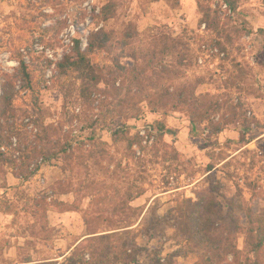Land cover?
<instances>
[{
  "label": "rangeland",
  "instance_id": "obj_1",
  "mask_svg": "<svg viewBox=\"0 0 264 264\" xmlns=\"http://www.w3.org/2000/svg\"><path fill=\"white\" fill-rule=\"evenodd\" d=\"M108 3L112 16L101 21ZM200 4L209 8L210 29L199 22ZM99 27L110 34L90 56L101 82L82 99L75 75H62L57 64L74 38L85 47ZM185 30L193 31L190 65L156 55L160 31L187 37ZM19 53L32 88L17 84L15 106L30 117L16 123L30 141L36 121L54 126L71 149L27 180L6 168L0 264H80L68 258L87 233L85 218L99 216L102 229L124 217L127 204L141 212L130 230L119 232L134 246L136 264L199 262L207 250L190 243L191 214L211 221L204 236L224 248L229 241L244 245L245 202L253 200L264 225V0H236L235 9L225 0H0V71L12 74ZM158 120L175 133L158 135ZM244 120L259 125L245 132ZM120 126L129 136L138 133L141 145L131 151L126 141H114L111 132ZM129 192L137 197L129 201ZM206 202L210 210L199 215L197 204ZM221 264H234L232 256Z\"/></svg>",
  "mask_w": 264,
  "mask_h": 264
},
{
  "label": "trees",
  "instance_id": "obj_2",
  "mask_svg": "<svg viewBox=\"0 0 264 264\" xmlns=\"http://www.w3.org/2000/svg\"><path fill=\"white\" fill-rule=\"evenodd\" d=\"M225 1L226 5H229L231 9L236 8V0ZM111 8L112 4L109 3L102 8L100 11V14H102L101 21H106L112 16ZM199 8L202 13L199 22L204 23L206 29H210L213 22L209 8L201 4ZM185 32L187 37L184 35H168L160 31V35L156 36L155 39L156 55H170L175 57L180 64H184L183 61H186L184 65H190L193 56L190 55L191 38L187 34L193 33V31L185 30ZM109 37L110 34L103 27H99L98 29L90 30L85 47H83L81 38H74L70 52L64 54L62 60L57 64L62 75L69 73L75 75L74 78L79 83L76 87V94L79 98L89 99L98 90L101 78L90 56L96 50L105 48ZM214 41V44L221 50L226 49L221 40ZM200 57L197 55L196 59L199 61ZM16 61L18 65L12 74L0 71V183L5 180L6 168L8 167H14L15 173L21 175L22 179L27 180V178L37 173L42 164L49 163L60 155H65L71 149V143L68 142L67 136H64L63 139L55 137L59 131L54 126H48L42 121H36L37 130L34 134V140L30 141V134L24 125L18 126L16 123V119L19 116L30 117L29 111L26 110L20 115L18 108L15 106L18 94L17 84L19 82L22 89L32 88V76L27 60L23 54L19 53L16 56ZM202 79V77H198L197 84H201ZM72 91H74V88L68 89V94ZM167 98V91L161 92L159 101L162 105L168 103ZM196 102L199 103V106L203 105L199 99H196ZM196 115L200 117L201 121L205 119L202 109L198 110ZM241 125L246 132L258 127L259 122L255 120L250 125L249 121L244 120ZM154 127L160 136L166 133H175L174 130L166 127L159 120ZM212 128L214 133L221 131L218 124H214ZM128 133L130 131L126 126H120L115 128L111 135L114 141H126L128 149L132 151L134 145H141L142 138L138 133L132 136H129ZM15 152L18 153V156H15ZM33 160L36 163L32 169H29ZM144 182L145 179L143 180ZM142 192L143 189L140 188L137 196ZM128 194L129 201L137 197L131 195V192ZM252 201L245 202L242 206L246 217V227L243 231L244 245L242 248H239L236 243L231 241H229L228 247L224 248L219 244L218 239L205 237L204 233L211 229V221L208 219L201 221V218L196 220L194 214L190 215L193 219L189 218L188 220L190 221L186 224L190 243L192 242L195 246H200L207 250V254L194 264H221L227 260L229 255L232 256L234 264H264V225L255 215ZM211 205L212 202L197 204L198 214L205 216V212L210 210L208 207ZM125 212L126 215L124 217L119 220L109 221L108 226L102 229L99 228V225L103 223L99 216L85 218L84 223L87 233L73 243L72 255L68 260L77 259V263L80 264H136L138 258L134 246L131 242L124 240L119 232L130 230V227L134 225L135 219L140 216L141 212L138 208H133L129 204H127ZM29 261L31 260L27 259L24 262Z\"/></svg>",
  "mask_w": 264,
  "mask_h": 264
},
{
  "label": "built area",
  "instance_id": "obj_3",
  "mask_svg": "<svg viewBox=\"0 0 264 264\" xmlns=\"http://www.w3.org/2000/svg\"><path fill=\"white\" fill-rule=\"evenodd\" d=\"M201 58H203V57H200V58H199V61H200V62H202ZM199 61H198V62H199Z\"/></svg>",
  "mask_w": 264,
  "mask_h": 264
}]
</instances>
